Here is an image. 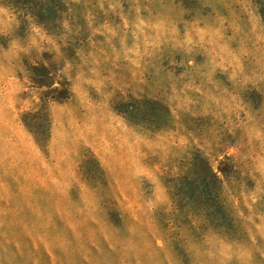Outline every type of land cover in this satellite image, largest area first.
Wrapping results in <instances>:
<instances>
[{
	"label": "rangeland",
	"instance_id": "1",
	"mask_svg": "<svg viewBox=\"0 0 264 264\" xmlns=\"http://www.w3.org/2000/svg\"><path fill=\"white\" fill-rule=\"evenodd\" d=\"M0 264H264V0H0Z\"/></svg>",
	"mask_w": 264,
	"mask_h": 264
}]
</instances>
